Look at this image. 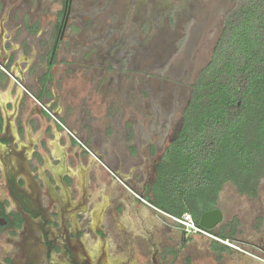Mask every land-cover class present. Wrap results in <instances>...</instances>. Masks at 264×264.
I'll return each mask as SVG.
<instances>
[{
  "label": "flooded vegetation",
  "instance_id": "obj_1",
  "mask_svg": "<svg viewBox=\"0 0 264 264\" xmlns=\"http://www.w3.org/2000/svg\"><path fill=\"white\" fill-rule=\"evenodd\" d=\"M31 3L0 0V264H227L213 258L211 246L189 251L160 228L168 223L151 200L180 129L145 140L132 132L141 122L125 125L131 146L111 158L104 141L70 126L69 99L55 90L64 74L57 76L55 60L72 0L50 20ZM249 199L248 210L237 203L209 230L264 264L261 185ZM144 211L155 221L151 229ZM244 221L251 228L233 232Z\"/></svg>",
  "mask_w": 264,
  "mask_h": 264
},
{
  "label": "rangeland",
  "instance_id": "obj_2",
  "mask_svg": "<svg viewBox=\"0 0 264 264\" xmlns=\"http://www.w3.org/2000/svg\"><path fill=\"white\" fill-rule=\"evenodd\" d=\"M30 3L50 20L64 0ZM71 4V23L55 60L57 71L64 72L55 90L69 99L70 126L104 141L111 158L131 146L123 133L125 125L141 122L132 132L145 140L167 139L177 132L193 83L210 61L224 17L236 0H72ZM220 197L224 210L233 211L240 202L249 209L250 197L240 195L233 184H227ZM260 202L264 205V179Z\"/></svg>",
  "mask_w": 264,
  "mask_h": 264
},
{
  "label": "trees",
  "instance_id": "obj_3",
  "mask_svg": "<svg viewBox=\"0 0 264 264\" xmlns=\"http://www.w3.org/2000/svg\"><path fill=\"white\" fill-rule=\"evenodd\" d=\"M155 185L162 211L201 215L227 184L256 198L264 179V0H236L200 71Z\"/></svg>",
  "mask_w": 264,
  "mask_h": 264
},
{
  "label": "crops",
  "instance_id": "obj_4",
  "mask_svg": "<svg viewBox=\"0 0 264 264\" xmlns=\"http://www.w3.org/2000/svg\"><path fill=\"white\" fill-rule=\"evenodd\" d=\"M8 93H11V90L8 91ZM219 204V203H218ZM224 211V212H223ZM222 212L224 215L230 217L232 214V211L224 210L222 209ZM143 216L146 220V225L148 228H152L154 225V220L151 217V213L148 211L143 212ZM223 222V221H222ZM239 223H234L233 225V232H237L240 230H248L251 228V223L249 221H244L243 225H238ZM168 227H160L163 228L166 232V235H175L178 236L180 239H183V243L188 244V250L193 251V248H200V247H206L211 246L212 248V255L216 256L213 257L216 259L222 258L225 263L227 264H245V259L248 262V264H260L256 259L251 257H241L239 252H236L235 250L231 249L230 247L215 241L211 238H207L201 235H190L185 234L181 230H178L177 228L167 225ZM136 235H139L138 233ZM223 236V235H222ZM224 238H227V236H223ZM212 261L216 264V262L212 259ZM219 264V263H218Z\"/></svg>",
  "mask_w": 264,
  "mask_h": 264
},
{
  "label": "built area",
  "instance_id": "obj_5",
  "mask_svg": "<svg viewBox=\"0 0 264 264\" xmlns=\"http://www.w3.org/2000/svg\"><path fill=\"white\" fill-rule=\"evenodd\" d=\"M161 212L165 215V218L170 221L167 222L168 224L177 228L178 230H181L185 234H190V235L200 234V235L208 236L210 238L215 239L216 241H219L227 246H230L233 249L239 248V245L236 244L231 239L220 238L212 234L209 229L198 224L194 220L193 215L190 212H186L181 216L171 215L165 211H161Z\"/></svg>",
  "mask_w": 264,
  "mask_h": 264
},
{
  "label": "water",
  "instance_id": "obj_6",
  "mask_svg": "<svg viewBox=\"0 0 264 264\" xmlns=\"http://www.w3.org/2000/svg\"><path fill=\"white\" fill-rule=\"evenodd\" d=\"M71 2V0H69ZM224 218V214L220 208L205 211L201 217L199 224L207 229H213L219 226Z\"/></svg>",
  "mask_w": 264,
  "mask_h": 264
}]
</instances>
